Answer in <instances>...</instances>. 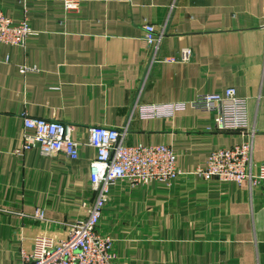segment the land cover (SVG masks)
<instances>
[{
	"label": "crops",
	"instance_id": "obj_1",
	"mask_svg": "<svg viewBox=\"0 0 264 264\" xmlns=\"http://www.w3.org/2000/svg\"><path fill=\"white\" fill-rule=\"evenodd\" d=\"M77 1L65 11L64 0H0V12L32 30L23 47L0 45V264H21L36 236L62 239L63 223L87 215L91 126L126 129L128 146H168L184 173L170 185L110 188L100 228L116 264H264L260 188L190 174L244 138L215 131L213 113L188 106L139 115L235 89L255 130L254 174L264 164V0ZM145 24L161 34L154 57ZM182 49L187 62H164ZM24 115L72 125L78 159L21 150Z\"/></svg>",
	"mask_w": 264,
	"mask_h": 264
},
{
	"label": "built area",
	"instance_id": "obj_2",
	"mask_svg": "<svg viewBox=\"0 0 264 264\" xmlns=\"http://www.w3.org/2000/svg\"><path fill=\"white\" fill-rule=\"evenodd\" d=\"M65 11L76 10L77 0H64ZM32 33L26 18L15 23L0 12V45L23 47ZM143 40L157 52L161 34L152 24L143 26ZM191 50L182 49L177 57L164 59L166 63H185ZM22 71H25L22 69ZM214 115L213 129L218 132H237L244 138L229 148L212 151L203 167L192 173L203 181L214 179L241 185L244 181L260 188L264 198V164L252 173L253 138L255 130L250 127L247 100L237 95L235 89L205 93L196 96L188 104L151 105L139 107L142 118L171 117L186 107ZM21 150L36 149L43 157L63 155L74 161L79 157L81 143L73 138V127L55 121L22 117ZM126 129L117 130L102 126L87 129V145L94 150L89 163V191L91 202L84 219L63 223L64 238L54 239L46 235L36 236L29 251L22 250L21 264H116L114 241L100 228L102 212L109 201L110 188L117 182L131 187L148 186L158 182L170 185L184 175L177 169L173 151L165 145L124 144ZM34 219L43 221L42 210H36Z\"/></svg>",
	"mask_w": 264,
	"mask_h": 264
}]
</instances>
